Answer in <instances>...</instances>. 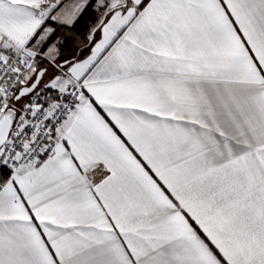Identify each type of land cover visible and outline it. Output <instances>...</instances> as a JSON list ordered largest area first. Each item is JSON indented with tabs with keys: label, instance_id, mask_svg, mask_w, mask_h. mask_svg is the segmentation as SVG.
Instances as JSON below:
<instances>
[{
	"label": "snow or ice",
	"instance_id": "obj_1",
	"mask_svg": "<svg viewBox=\"0 0 264 264\" xmlns=\"http://www.w3.org/2000/svg\"><path fill=\"white\" fill-rule=\"evenodd\" d=\"M0 264H264V0H0Z\"/></svg>",
	"mask_w": 264,
	"mask_h": 264
},
{
	"label": "trees",
	"instance_id": "obj_2",
	"mask_svg": "<svg viewBox=\"0 0 264 264\" xmlns=\"http://www.w3.org/2000/svg\"><path fill=\"white\" fill-rule=\"evenodd\" d=\"M90 16H91V14H89V17H87V18H90Z\"/></svg>",
	"mask_w": 264,
	"mask_h": 264
}]
</instances>
